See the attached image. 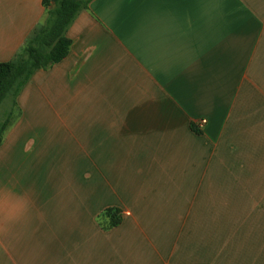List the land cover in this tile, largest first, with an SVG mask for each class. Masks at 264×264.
<instances>
[{"label": "crops", "instance_id": "crops-1", "mask_svg": "<svg viewBox=\"0 0 264 264\" xmlns=\"http://www.w3.org/2000/svg\"><path fill=\"white\" fill-rule=\"evenodd\" d=\"M42 1L0 0V63ZM67 36L0 145L31 204L0 264H264V0H93Z\"/></svg>", "mask_w": 264, "mask_h": 264}, {"label": "trees", "instance_id": "trees-1", "mask_svg": "<svg viewBox=\"0 0 264 264\" xmlns=\"http://www.w3.org/2000/svg\"><path fill=\"white\" fill-rule=\"evenodd\" d=\"M93 0H43L46 20L31 33L28 42L16 59L0 63V109L10 98L11 108L0 119V145L14 116L16 100L31 77L41 69H47L64 60L72 41L67 32L76 17L89 8ZM104 228L116 227L121 223L118 209H106L99 219Z\"/></svg>", "mask_w": 264, "mask_h": 264}, {"label": "clouds", "instance_id": "clouds-1", "mask_svg": "<svg viewBox=\"0 0 264 264\" xmlns=\"http://www.w3.org/2000/svg\"><path fill=\"white\" fill-rule=\"evenodd\" d=\"M30 212L31 204L23 194L0 190V232L24 223Z\"/></svg>", "mask_w": 264, "mask_h": 264}, {"label": "rangeland", "instance_id": "rangeland-1", "mask_svg": "<svg viewBox=\"0 0 264 264\" xmlns=\"http://www.w3.org/2000/svg\"><path fill=\"white\" fill-rule=\"evenodd\" d=\"M10 98H8L5 102H4V104H3V106L1 107V109H0V119H2L3 117H5V115L7 114V112L9 111V109L11 108V102H9V101H11V100H9Z\"/></svg>", "mask_w": 264, "mask_h": 264}, {"label": "built area", "instance_id": "built-area-1", "mask_svg": "<svg viewBox=\"0 0 264 264\" xmlns=\"http://www.w3.org/2000/svg\"><path fill=\"white\" fill-rule=\"evenodd\" d=\"M206 122H207L206 120H202V121L200 122V125H199V126L202 127Z\"/></svg>", "mask_w": 264, "mask_h": 264}]
</instances>
